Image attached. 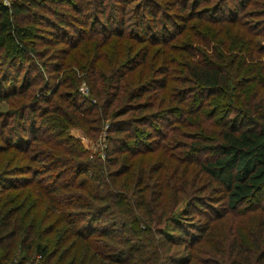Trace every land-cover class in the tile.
Segmentation results:
<instances>
[{
    "label": "trees",
    "instance_id": "obj_1",
    "mask_svg": "<svg viewBox=\"0 0 264 264\" xmlns=\"http://www.w3.org/2000/svg\"><path fill=\"white\" fill-rule=\"evenodd\" d=\"M46 1L52 0H13L9 10L0 0V85L3 86V89L0 88V98H9L15 95V92L17 95L29 97L27 102H20L16 109L5 111L7 117L2 113L0 133L6 144H14L10 130L16 132L8 124V119L11 116L19 119L21 130H25L26 111L33 114L38 109L40 125L46 124L48 133L41 135L40 132L37 135L39 123L29 120L31 122L29 131L33 136L31 139L38 140L40 145H33L26 138L23 147H32L34 150L32 159L41 161L40 168H35L36 185L42 194L46 193L48 196L47 207L59 211L56 222L66 225L63 231L58 229L55 244L45 256L44 264H47L55 253L57 258L54 264H86V255L89 251L93 257L102 262L130 264L127 259L132 254L127 255V252L137 248L134 246L135 241H139L143 231L148 229L143 228L139 221L135 225V216L130 217L131 208L128 206L125 193L110 191L102 181L100 188H107L103 192H99L95 187L89 189L81 177L87 175L90 170V163L85 157L88 150L82 148L72 135L67 132L65 134V130L71 125L86 124L85 132L92 131V135H95V131L101 129L104 121H106L104 160L110 167H117L113 169V174L119 175L126 171L129 165L124 159H128L136 152L159 148L160 160L155 169L163 179L160 185L166 184L167 179L173 178L177 172V169H172L169 161L174 158L173 155L184 161V165L190 164L192 169L197 167L196 171L205 175L203 186H192L190 192L188 187L183 188L181 182L175 185V189H183L180 192L187 195L189 212L192 214L206 215L203 211L208 207L210 212L206 216H211V213H215L214 210L218 209L214 208V204L205 202L203 198L207 194H203L204 189L210 188L211 197H218L216 201L223 200L225 203L223 210L215 213L216 220L209 224L204 223L200 229L195 228L197 235L214 237L212 229L216 222L219 225L226 223L225 220H221L224 211L243 217L230 218L231 226L226 231L228 233L226 235L228 239L231 238L226 244V249L222 246L223 231L215 236L219 244L216 247L218 253H214V256H218H215L213 264H264V203L262 202L264 198V59L259 60L260 54L264 52V45L258 43L260 40H253L255 35L258 37L264 35V26L256 28L257 21L242 20L240 22L242 28H246L245 31L249 36L244 43H239L240 46L227 45L218 38L210 40L208 37H200L202 39L200 46L193 47L191 52L184 55L183 60L177 61L174 57L166 55L164 64L153 66V62L149 63L150 73L147 76L142 66L137 80L134 82L132 79V82H129L127 79L126 82L123 81L125 72L137 64L142 65L146 62L147 51L132 52V47L145 38L141 36L143 31L155 32L157 13L162 16L168 14L163 9L167 5L159 4L155 11L152 4L156 6L159 2L154 0H116L109 8L104 7L106 0H53L57 1L56 7L46 4ZM200 1L202 0H172L171 3L179 5L180 9H185L186 4L190 3V6L196 7ZM241 3L237 4L240 6V11L246 12L244 6L249 3L253 5L252 11L257 12L260 9L255 7L257 0H243ZM223 5L218 4L214 7L220 10ZM65 7L69 8V11ZM70 9L76 14L70 12ZM228 9L229 13L237 10L231 3ZM24 13L29 14L30 19L16 24L12 22V14L20 16ZM67 15H70V20L67 19ZM169 15L171 14L164 17L165 23H162L164 33H167L164 28L172 22ZM205 18L210 22L220 21L219 18ZM236 20L237 17L232 21ZM43 21L48 25L45 29L49 27L56 35L55 44L63 41L65 45L56 49V56L51 52L47 60L39 59L37 62L30 59L31 54L39 57L43 52L32 47V36L35 37L37 23ZM78 23L79 25L76 26ZM126 25H129L128 28L131 25L133 27L131 30L128 28L126 30ZM134 27L141 28V34L134 31ZM87 31L88 34L84 37L83 33ZM59 34L66 38L62 40ZM110 35L118 37L117 44L126 52L122 59L114 62L115 65L110 64L111 58L107 60L104 58L101 61L104 69H101L99 63L97 64L101 56L99 48ZM83 38L86 39L84 47L77 49ZM121 38L132 42L121 44L118 42ZM72 49L75 51L70 54L69 51ZM233 50L235 52L232 54ZM189 54H194V57ZM53 58H56V63L51 62ZM24 60L36 68L39 80L43 79L39 88L37 87V90L35 88L29 94L26 91H29L32 81L25 70L15 72L18 66H14L16 62L20 64ZM168 60L173 63L172 67L167 65ZM48 62H51L52 68L56 70V76L60 73L59 69L68 68L59 75L55 85L48 80L44 82L46 78L42 69L48 67ZM71 66L84 71L85 76L89 77L90 95L95 99L94 101L78 91L79 77L75 70L70 68ZM169 70L176 75L167 76ZM162 72L164 75L158 76ZM141 74L145 78H142ZM22 78L26 81L25 85L23 83L21 84L23 86L16 89L17 81ZM167 78L173 82L167 92L160 93L158 89L166 85ZM133 82L134 87H130L129 84ZM61 86L63 88L60 89ZM48 90L49 93H46ZM146 91L148 98H141ZM98 100H101L100 104ZM114 103L117 107L108 112ZM219 107L223 110L227 108L222 118L215 117ZM172 114H176L178 118L173 120L175 122L168 126V130L151 140L144 137L150 122ZM92 122L99 124L89 125ZM187 126L193 129L188 130ZM51 127H57L58 132L48 131ZM5 129L8 130V134ZM41 143L47 146L42 147ZM14 146L21 145L16 142ZM56 147L58 148L54 151ZM58 149L63 153H59ZM124 149L127 151L121 152ZM200 154H203L202 158ZM43 159H46V162L42 161ZM69 166L72 168L70 176L66 171L68 170L66 167ZM167 168L170 171L168 175ZM141 172L138 168L134 184L143 191L147 188L143 183L148 177L144 179ZM47 175L48 178L43 180L42 177ZM63 175L66 177L60 180ZM88 175L96 178V183H99L98 177ZM5 180L1 172L0 184ZM190 184L193 185L192 182ZM82 187H85L84 192L78 190ZM0 204L1 213L5 217L3 224L0 225V250L7 247L8 252H12L18 233L27 232L30 227L31 231H38L40 219L44 215L35 212L36 203L28 194L22 192L5 193ZM247 211L250 213L246 214ZM119 214H126L130 219H125L122 215L120 217ZM165 216L164 212L159 214L158 218L161 220ZM94 222L100 224L95 226ZM186 225L191 228V224ZM95 232L108 239L102 242L101 239L91 238ZM68 233L75 235V239H80L82 242L78 245L75 240L69 241ZM160 233L161 238L179 243L187 242L188 236L193 237L192 239L196 237L192 236L189 230H185V225L180 220L175 222L172 232ZM67 241L69 243L65 244ZM41 252L42 255L45 254V249H41ZM10 255L11 253L9 256L0 254V264H3L2 258L8 259ZM187 261L180 263L170 259L166 264H186Z\"/></svg>",
    "mask_w": 264,
    "mask_h": 264
},
{
    "label": "rangeland",
    "instance_id": "obj_2",
    "mask_svg": "<svg viewBox=\"0 0 264 264\" xmlns=\"http://www.w3.org/2000/svg\"><path fill=\"white\" fill-rule=\"evenodd\" d=\"M13 0H2L5 6L11 9V2ZM116 0H106V4L104 7L109 8L110 4ZM159 3H157L156 6H153L154 10L156 11L159 4L162 5L165 3L167 7H164L163 9L166 10V12L169 15L168 17L171 18L172 22L167 24V27L164 25V29H166L167 33L163 32V24L164 22V16L160 15L159 12L157 13V22H155V32H144L141 34V28L138 29L137 27H134V31H136L138 34H141V36H145V38L139 42H137L132 47V52L135 51H141L146 50V62L142 65L137 64L129 71L125 72V75L123 76V81L125 80L127 82V79H129V82H132V79H134V82L137 80L139 74H140V68L143 66L144 73L146 76L150 73L149 69V63H154L153 66H157L158 64H164V57L167 55L168 57H174L177 61H181L184 58V55L187 52H191L193 47L200 46L202 43V39L200 37L209 38L210 40H213L212 38H218L222 43H225L230 46H240L239 43H244L245 40L248 39V34L245 31L246 28H242L241 21L252 19V22L257 21V27L261 28V26H264V0H257V6L259 7V11L254 12L252 11V4H248L244 6V11H240V6H237V4L241 3L242 1L239 0H202L198 4H196V7L190 6V3L186 4L187 8L185 7L180 9L179 5L175 3H171L172 0H154ZM178 1V0H177ZM57 1H46V4H52V6L56 7ZM229 3L234 4L236 6L237 10L231 13H229ZM156 4V3H155ZM223 5V7H220V10L216 9L217 7H214L215 5ZM242 4V3H241ZM66 8V7H65ZM115 9V8H114ZM67 11H69V8H66ZM73 14H76L73 9H70ZM208 10V11H207ZM258 10V9H257ZM239 11V12H238ZM252 11V12H251ZM249 12V13H247ZM201 17H199L198 15ZM196 15V16H193ZM30 15L27 13L21 14L20 16H15L12 14L11 20L14 24L21 23L24 20L30 19ZM219 18V23L216 22H210L207 20V18ZM237 17L236 21H232L234 18ZM70 15H67V19L70 20ZM185 18V19H184ZM159 22L162 24H159ZM76 23V22H75ZM151 23V22H149ZM198 23V24H197ZM37 27L35 29V37L32 36V47L36 50H39L43 52L41 56H35L33 54L32 57L30 56V59H34L37 62L40 60H47L49 57V54L51 52H54V56H56V49L59 48V46H62L64 42L55 44L56 38L48 27V29H45L48 26L46 21L38 22ZM254 24V23H253ZM79 23L76 25L78 26ZM129 25H126V30ZM131 25L128 29L131 30ZM70 29V27H69ZM115 30V29H113ZM264 30V27H263ZM70 32V31H69ZM87 32L83 33V36L85 37ZM242 34V36L240 35ZM60 38L63 40L64 36L62 34ZM66 36V35H65ZM70 35H67V37ZM73 36V34L71 35ZM41 37V38H40ZM71 38V37H68ZM118 37L115 35H110V37L107 39V41L99 48L100 52V58L97 61V64L99 63V67L101 69H104V66L101 64V61L105 58L107 60L110 59V64L115 65V61H119L123 58L126 51L122 50L121 47L117 44ZM86 39H81L79 45L77 46V49H80L84 47V42ZM253 40H260L258 43L260 45H264V35L261 37H258V35H255ZM49 41V42H45ZM67 41V40H64ZM121 44H126L129 41L126 38H121L118 40ZM66 43V42H65ZM61 44V45H60ZM238 44V45H237ZM65 45V44H64ZM131 46V45H129ZM242 47V46H241ZM246 48V47H242ZM76 49V50H77ZM75 49H72L69 51L70 54L74 53ZM235 52L234 50L232 51ZM189 56L194 57V54H189ZM29 57V56H28ZM264 59V52L260 54V59ZM50 60V59H49ZM67 61V60H66ZM51 62L56 63V58L51 59ZM51 62H48V67H45L42 69L44 74V82L48 80L52 85L56 84L59 75L62 74L63 70H67L68 68H62L59 69L60 73L58 76H56L57 72L55 69H53ZM148 62V63H147ZM255 62V60H254ZM167 65L173 66V63L171 61L166 62ZM158 65V66H159ZM14 66H18L15 72L22 70H25L27 73V76H29L30 81H32V85L30 86L29 91H26L27 94L32 93V91L37 90V87L39 88V85H41L42 81L39 80L37 77L38 73H36V68H34L33 65L28 63L24 60L22 63L16 62ZM24 67V68H22ZM71 69H74L76 72V75L79 77V83H78V91L86 96L87 98L94 101L95 99L90 95L91 89H90V81L85 76L84 71H80L74 66L70 67ZM14 71V68H13ZM20 73V72H19ZM142 75V74H141ZM164 73L158 74V76H162ZM175 76V72H172V70H169L167 72V76ZM142 78H145V76L142 75ZM17 87L16 89L20 88L21 84L26 83L25 79L23 81V78L17 81ZM134 82L130 83V87H134ZM172 80L167 78L166 85L162 89H158L160 93L167 92L169 87L172 84ZM122 84V83H121ZM0 88L3 89V86L0 85ZM63 88V86L60 87V89ZM15 89V90H16ZM43 90H45L43 88ZM39 91V89H38ZM45 92V91H41ZM46 93H49V90L46 91ZM147 91L141 98H148L147 97ZM10 96L9 98H0V116L2 113L9 109H16L20 102L29 100V97L23 96L21 94H16ZM120 94V93H119ZM54 97V96H53ZM140 100V99H139ZM142 100V99H141ZM98 104H100L101 100H98ZM117 107L115 103L108 109V112H111ZM209 107V105L207 106ZM227 109V108H226ZM225 109V110H226ZM223 109H217L215 117L222 118L226 111ZM27 115L25 118V130H21V121L15 117H10L8 119V124L12 126L14 129V132H12V129L10 130V135L12 142L17 144H20L21 146H14V144H6V141L3 139L2 134L0 133V173L2 172L5 176L6 180L3 181L2 184H0V203L2 202V198L4 197L5 193L9 192L11 194H17L20 192L24 194H28L31 200H33L35 205V212H37L40 215H44L43 218L40 219V229L38 231H31V227L27 232L21 231L18 233L15 241V246L12 248V252H8L9 249L7 247L2 248L0 250V254H8L11 253L10 258L8 259H1V263L3 264H44L45 263V256L49 253L51 248L55 244L56 240V234L59 229V231H63L66 227L65 224L56 222L57 214L59 211H56V209H52L47 207L49 204L48 202V196L46 193H41L38 189V186L36 185V181L34 178L35 172L37 171L35 168H40L41 161L32 159L31 155L33 154L34 150L32 147H26L25 141L26 138L29 139V143L33 145H40L38 143V140H32L31 133L29 131L30 123L31 122H38L40 128L39 130H36V134L39 135L41 132V135H46L47 132V125L41 124L40 125V116L38 115V109L34 111L32 114L29 111H26ZM191 116L190 114H188ZM8 116V115H7ZM6 113H4V117H7ZM178 118L176 114L168 115L167 117H161L157 118L156 121L150 122V125L146 127L144 137L148 140H151L154 137H159L160 133H164L166 130H168V126L172 124L173 120ZM31 119L33 121H31ZM36 119L37 121H35ZM31 122H30V121ZM105 123L104 121L102 123V127L100 130L95 131V135H92V131L89 133L85 132L84 128H86V124H78V125H71L65 130L70 135H72L73 138L77 139L80 143V146L82 148H85L88 150V153L86 154V158H88V162L90 163L89 167L90 170L88 174L95 175L99 178V185L96 183L97 179L90 177V175H81L83 181H85L86 185L89 189H92L93 187L97 188L99 192H103L106 187L100 188L101 184L100 182L106 183L108 189L112 192L125 193L128 198V206L131 208L130 217H134V223L136 225V222L139 221L141 226L143 228L147 227L148 229L143 231V236L139 241H135L134 246H137L134 250H129L127 252L130 255L129 259H127L130 264H145L146 262H149L150 264H166L170 259H175L177 262H182L184 260H188L186 264H213V260L215 258L214 253L216 251L217 244L219 242L218 239L215 237L218 235L220 231H223L222 239L223 243L222 246L224 249H226V244L230 240L228 239L227 235L228 231L230 229L231 223L229 222L231 217L234 218H243L242 216H239L237 214H233V212L224 211V216L221 218V220H225L226 223H223L219 225L216 222L215 227L212 229V237L209 235L201 236L197 235L198 232L196 231L197 228H201L204 223L209 224L210 222H213L215 219V213L223 210V206L225 205L223 200L216 201L218 197H211L212 193L210 188L204 189L203 194H207L205 198V202L212 205L214 204V208H218L217 210H214L215 213H211V216L207 213L210 212V208H206L203 213L204 214H192L189 212V206L187 203V195L182 194V190H177L176 183H182L183 188L188 187V192L191 191L192 186H203L205 183V175L199 174L195 167V169H192V165L187 164L184 165V161L179 160L180 158L173 155L174 158L169 159L170 164L172 166V169L176 170L177 172L174 174L173 178L167 179V183L162 184V178L159 176V172L156 171V165L158 161L160 160V149L154 148L153 150H146L144 152H136L128 159H124V162H126L129 167L126 171L123 173H120L119 175L113 174V169L117 167H110L105 159V146H106V130H105ZM177 123V122H176ZM175 123V124H176ZM19 124V125H18ZM94 124L98 125L99 123H90L89 125ZM36 126V125H35ZM28 127V128H27ZM186 129L192 130L193 128L191 126H187ZM7 130V129H5ZM48 131L53 133L54 131L58 132L57 127H51L48 128ZM8 134V130L5 131ZM39 132V133H38ZM114 134V133H113ZM36 135V136H37ZM56 137H59L56 135ZM31 141V142H30ZM33 141V142H32ZM42 144V143H41ZM7 146V147H6ZM47 146L45 143L42 144V147ZM131 146V145H130ZM53 149V147H51ZM58 147L54 149L56 151ZM59 153H63L61 149H58ZM127 150H121V152H126ZM120 152V153H121ZM200 157H203V154H200ZM42 161L46 162V159H43ZM84 161L87 162L86 159ZM155 163V164H154ZM62 166V164H61ZM186 166V167H185ZM68 170L67 174L72 173V168L66 167ZM141 169V173L144 175V179L147 176L148 179L143 183L146 184V190H141L140 187H137L135 183V174L137 170ZM184 168V169H182ZM117 170V169H116ZM121 170V169H120ZM156 171V172H155ZM164 171V170H163ZM170 171L167 168V175ZM182 174H181V173ZM185 172V173H184ZM38 176V175H36ZM70 176V175H69ZM66 175H63L60 180H62ZM48 178V175L45 177H42L43 180H46ZM184 178V179H182ZM32 179V180H30ZM143 179V181H144ZM29 181V182H28ZM26 182H28L26 184ZM192 182L193 185L190 183ZM142 185V186H143ZM81 192L85 191V187L78 189ZM102 190V191H100ZM181 191V192H180ZM222 194V193H221ZM219 196V195H217ZM213 198H215L213 200ZM127 200V199H126ZM140 201H143L140 203ZM262 202L264 203V198L262 199ZM149 209V211H148ZM1 204H0V225L3 224V221L5 220L4 214L1 213ZM166 214L165 217H163L161 220L158 218L159 214L164 213ZM250 212L247 211L246 214H249ZM106 214H104L105 216ZM120 217H125V219H130L128 215L126 214H119ZM122 215V216H121ZM89 219V218H88ZM87 218H85V221ZM177 220H180L183 225H185V230H189L192 236H196L194 239L193 237L188 236L187 242L179 243L175 240H166L161 238L160 232H172L174 224ZM207 220V221H206ZM92 221H90L91 223ZM95 226H98L100 222H94ZM186 224H191V228H189ZM162 229V230H161ZM120 231V229H119ZM163 234V233H162ZM196 234V235H195ZM227 234V235H226ZM69 235V233H68ZM188 235H190L188 233ZM91 238H98L101 239L102 242L106 241L108 237H104L97 232L93 233ZM75 240L76 243L79 245L82 240L75 239V235H69V241ZM69 241H67L65 244H68ZM214 242L216 245L214 246ZM41 249H45V254L42 255ZM142 252L143 254H140ZM218 253V252H217ZM139 254V255H138ZM172 256H175L173 258ZM7 257V256H5ZM56 253L55 255L50 259V261L47 262V264H54L56 261ZM87 263L93 262V264H114L109 261H99L96 257H93L91 251H89L86 255ZM68 261V259H66ZM145 261V262H144ZM225 261V260H223ZM100 262V263H99ZM162 262V263H161Z\"/></svg>",
    "mask_w": 264,
    "mask_h": 264
},
{
    "label": "built area",
    "instance_id": "obj_3",
    "mask_svg": "<svg viewBox=\"0 0 264 264\" xmlns=\"http://www.w3.org/2000/svg\"><path fill=\"white\" fill-rule=\"evenodd\" d=\"M26 264H29V263H26Z\"/></svg>",
    "mask_w": 264,
    "mask_h": 264
}]
</instances>
